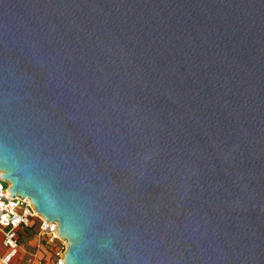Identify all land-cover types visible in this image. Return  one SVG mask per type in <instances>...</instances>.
I'll use <instances>...</instances> for the list:
<instances>
[{"label":"water","instance_id":"water-1","mask_svg":"<svg viewBox=\"0 0 264 264\" xmlns=\"http://www.w3.org/2000/svg\"><path fill=\"white\" fill-rule=\"evenodd\" d=\"M0 169L66 264H264V0H0Z\"/></svg>","mask_w":264,"mask_h":264},{"label":"built area","instance_id":"built-area-1","mask_svg":"<svg viewBox=\"0 0 264 264\" xmlns=\"http://www.w3.org/2000/svg\"><path fill=\"white\" fill-rule=\"evenodd\" d=\"M0 169V264H13L21 251L20 232L37 224V246L48 251L47 264H66L68 242L58 232L57 221H50L41 215L29 197L12 195L11 183L2 177ZM25 264H36L30 260Z\"/></svg>","mask_w":264,"mask_h":264},{"label":"rangeland","instance_id":"rangeland-1","mask_svg":"<svg viewBox=\"0 0 264 264\" xmlns=\"http://www.w3.org/2000/svg\"><path fill=\"white\" fill-rule=\"evenodd\" d=\"M20 241L22 248L17 259V264H24L33 258V254L37 251L38 237H37V224L35 223L32 227H27L20 232ZM5 246L0 245V252L4 250ZM44 264V261H42Z\"/></svg>","mask_w":264,"mask_h":264},{"label":"crops","instance_id":"crops-1","mask_svg":"<svg viewBox=\"0 0 264 264\" xmlns=\"http://www.w3.org/2000/svg\"><path fill=\"white\" fill-rule=\"evenodd\" d=\"M21 248H22V244H21ZM18 256L15 259L13 264H17L16 261L18 259ZM32 259L36 261V264H42V261H44V264H47V259H48V251H47V249L44 246H40V247L37 246V251L33 254V258H30L29 261L32 260Z\"/></svg>","mask_w":264,"mask_h":264}]
</instances>
